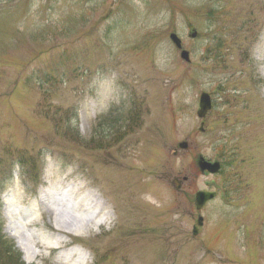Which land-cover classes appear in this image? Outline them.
Listing matches in <instances>:
<instances>
[{"label": "rangeland", "instance_id": "1", "mask_svg": "<svg viewBox=\"0 0 264 264\" xmlns=\"http://www.w3.org/2000/svg\"><path fill=\"white\" fill-rule=\"evenodd\" d=\"M263 68L264 0H0L2 233L20 252L5 200L33 239L53 230L34 202L49 173L106 204L103 229L62 237L87 264H264ZM198 190L216 192L200 210Z\"/></svg>", "mask_w": 264, "mask_h": 264}, {"label": "bare ground", "instance_id": "2", "mask_svg": "<svg viewBox=\"0 0 264 264\" xmlns=\"http://www.w3.org/2000/svg\"><path fill=\"white\" fill-rule=\"evenodd\" d=\"M264 73V68L262 69ZM50 185L44 183L45 188L41 189L37 196L38 205L46 207V212L50 216V225L55 230H50L44 234L40 233L38 239L28 238L24 230L15 223L12 218L13 208L6 206L5 214L9 218L8 233L17 238L18 246L27 251L26 259L31 260L36 257L38 249H54L66 246L68 244L62 239V235L72 231L81 233V231L91 232L95 226H101L100 220L110 218L104 202L99 203L94 193L84 191L85 185L82 182L66 181L65 179L54 180L49 175ZM51 203L53 207H49ZM71 203V204H70ZM42 215V214H41ZM22 223V222H21ZM24 223L30 225L36 223L37 219H25ZM49 228V224L47 225ZM65 260V264H83L84 259L77 257L76 250L60 252ZM134 260L137 262L136 254Z\"/></svg>", "mask_w": 264, "mask_h": 264}, {"label": "water", "instance_id": "3", "mask_svg": "<svg viewBox=\"0 0 264 264\" xmlns=\"http://www.w3.org/2000/svg\"><path fill=\"white\" fill-rule=\"evenodd\" d=\"M171 38L176 42L177 45H179V41L177 40V38L174 35H171ZM182 56L184 58H187V54L185 52H182ZM204 167H208L209 169H213L215 168V166H210V165H203ZM213 193H207V192H201L200 196H198L197 198L200 199V201H198V207L208 198L212 197ZM198 223H201V219H199Z\"/></svg>", "mask_w": 264, "mask_h": 264}]
</instances>
